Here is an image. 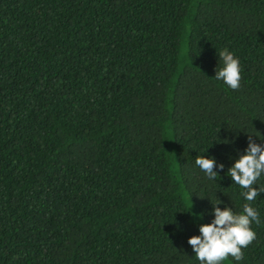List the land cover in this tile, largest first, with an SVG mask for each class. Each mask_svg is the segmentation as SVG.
I'll return each instance as SVG.
<instances>
[{"label": "trees", "instance_id": "1", "mask_svg": "<svg viewBox=\"0 0 264 264\" xmlns=\"http://www.w3.org/2000/svg\"><path fill=\"white\" fill-rule=\"evenodd\" d=\"M248 136L264 148V0H0V264H206L188 240L217 199L259 212L239 264H264V193L226 175Z\"/></svg>", "mask_w": 264, "mask_h": 264}, {"label": "clouds", "instance_id": "2", "mask_svg": "<svg viewBox=\"0 0 264 264\" xmlns=\"http://www.w3.org/2000/svg\"><path fill=\"white\" fill-rule=\"evenodd\" d=\"M222 67L216 69L214 79L222 80L231 89L237 90L241 81V66L239 60L227 48L219 52ZM214 158L197 156L195 164L205 173L209 180H215L218 176L213 171ZM219 168L224 169L220 164ZM264 173V148L253 142V136H248V146L244 154L236 159L235 163L226 173L236 184L240 186V195L248 202H253L264 193V186L254 187L258 178ZM219 199L213 205L215 219L210 224H202L199 228L200 235L192 236L188 240L195 258L206 264H220L229 256L234 258L236 264L244 259L242 248L246 249L256 239V233L250 224H259V212L252 207L251 203L243 205V211L239 214L233 212L229 207L221 211L218 205Z\"/></svg>", "mask_w": 264, "mask_h": 264}]
</instances>
